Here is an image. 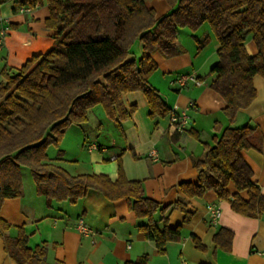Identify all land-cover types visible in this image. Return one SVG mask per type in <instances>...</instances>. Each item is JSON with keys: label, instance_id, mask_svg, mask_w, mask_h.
Wrapping results in <instances>:
<instances>
[{"label": "trees", "instance_id": "16d2710c", "mask_svg": "<svg viewBox=\"0 0 264 264\" xmlns=\"http://www.w3.org/2000/svg\"><path fill=\"white\" fill-rule=\"evenodd\" d=\"M167 1L171 10L160 17L144 0L14 1L30 8L46 4L45 25L56 33L46 52L32 56L19 68L0 66V207L4 200L22 194L21 170L27 167L37 193L47 202L75 203L91 189L111 201L125 199L135 216L146 220L138 227L159 254L166 252L167 242L181 238L180 226L167 225L164 213L169 206L144 196L142 181L127 178L120 161L112 181L105 174L72 175L47 156V147L57 145L68 126L85 123L88 111L97 104L120 127L137 108L135 103L123 102L128 92H142L149 118L169 116L170 108L149 81L157 68L151 54L168 58L183 52L177 36L182 26L196 29L207 22L218 42L209 87L223 99L222 112L228 122L233 123L237 111L253 102V78H264V0ZM249 36L254 53L245 46ZM209 39L208 34L196 38L198 49ZM135 42L141 47L139 59L131 55ZM259 139L257 127L226 126L212 145L203 142L202 157L193 159L197 182L179 183L181 192L191 198L213 190L240 215H264V194L251 179L252 172L240 153L259 149ZM230 182L235 187L233 194L226 189ZM242 191L246 198L240 195ZM187 205L186 200L177 199L172 207L183 211L188 220ZM157 211L162 214V227L153 216ZM10 226L0 216L5 252L19 264H47L45 244L28 247L23 228L18 227L11 237L7 234ZM232 238V230L221 226L213 242L229 251ZM192 240L197 249L205 250L198 237L193 235ZM123 264H149V255L143 253Z\"/></svg>", "mask_w": 264, "mask_h": 264}, {"label": "crops", "instance_id": "0c3cea01", "mask_svg": "<svg viewBox=\"0 0 264 264\" xmlns=\"http://www.w3.org/2000/svg\"><path fill=\"white\" fill-rule=\"evenodd\" d=\"M14 1L6 0L0 5V16L10 27L0 48V66L13 69L19 68L32 56L46 52L52 46L53 35L56 33L45 25L48 16L46 4L26 11L25 7L15 5ZM194 37L199 38L197 35ZM213 40L211 36L210 41ZM178 43L180 44L179 38ZM180 46L183 52L168 58L158 52L151 54L157 68L150 75L149 81L159 90L170 110L186 109L189 119L185 131H175L169 124V116L149 118L148 104L142 92H128L123 95V102L125 105L135 103L137 108L129 118L120 123V127L109 118L106 119V115L100 109H95V106L88 111L87 121L78 126L83 128L92 114L95 120L92 127L97 131L96 136H101L104 131V138L96 141L79 137L76 152L69 150L68 145L64 144L56 155L47 152V156L50 162L72 175L105 174L112 181L117 178L120 161L127 178L142 181L144 196L159 201L161 206H169L164 213L167 225L180 226L181 238L167 242L166 252L159 254L154 242L145 238L138 227L146 220L138 219L125 199L111 201L91 189L75 203L65 200L47 202L45 196L37 193L31 174L25 181L23 172L22 194L4 200L0 207V216L11 225L7 231L9 236H15L18 227H22L28 237V247L33 249L44 243L47 264H123L143 253L149 255V264H264V215H240L231 209L228 200L219 199L213 190L189 198L178 186L181 182H197L193 159L202 157L203 142L212 145L228 125L247 124L258 129L259 149L250 148L240 153L252 172L251 179L260 186L261 193L264 194V78L254 76L255 99L247 108L237 111L233 123H229L222 112L223 99L208 86L213 75L208 85L203 86L201 76L195 68L197 55L194 57L187 48L181 44ZM217 46L216 40L213 49L211 47L214 53ZM250 47H246L248 52L254 53L255 47L252 44ZM131 55L136 59L140 58L139 42L132 46ZM213 60L216 61L217 58L213 56ZM181 69L189 70L185 73L198 77L201 85H194L191 81L183 86L171 83L180 75L177 71ZM167 79L171 88L163 87ZM144 113L146 118L142 115ZM109 122L113 123L116 130H120L122 140L114 128H107ZM67 140L71 138L68 137ZM90 143L104 146L105 150L90 149ZM150 151L155 154H150ZM112 155L116 158L111 159ZM226 189L230 194L235 192L231 182ZM240 195L247 197L244 191ZM177 199L188 202V220H185L183 211L172 207ZM209 204L220 208V216L215 222L207 209ZM79 216L96 231L94 236L78 233L75 220ZM153 216L157 226L162 227L161 212L157 211ZM221 226L233 232L229 251L216 247L213 242V235ZM193 235L199 238L205 250L195 247ZM0 264H19L5 252L1 236Z\"/></svg>", "mask_w": 264, "mask_h": 264}, {"label": "rangeland", "instance_id": "374dc122", "mask_svg": "<svg viewBox=\"0 0 264 264\" xmlns=\"http://www.w3.org/2000/svg\"><path fill=\"white\" fill-rule=\"evenodd\" d=\"M144 2L148 7H152L155 10V13L158 17L167 14L171 10V5L169 4V2L167 0H144ZM209 27H210L209 24L207 22H204L196 29H192L189 26H182L178 30V38H179L180 44L184 48H187L191 52V54H193L194 57L197 55L196 59L194 58L196 60V67L195 68H196V72L201 76L200 78L203 81V86L208 85V82L211 79V74L209 73V69L216 62L213 60V56H215L217 58L216 52L214 53V51H212L214 41H216V40H215L214 35L211 33ZM207 34L210 35V39H209L208 43L205 44L202 48L198 49V42L196 40L197 37H194V35H197L200 39H202ZM211 36H212V39H214L213 42L210 41ZM251 44H252V47L254 48L255 47L254 43L251 40V36H249L247 38V40L245 41V46L247 48H249ZM211 47H212V49H211ZM199 52H201V53H199ZM211 56H212V58H211ZM187 71H189V70H187ZM187 71H186V69H184V70L181 69L177 72H178V74L182 75V74H186L185 72H187ZM159 79H161V76ZM165 82H166V85L163 83V87L164 88H166V87L171 88V85L169 84L168 79ZM95 106H96L95 109H100L101 113L105 114V112H104V110L100 104H97ZM140 113H142V112H140ZM145 113H146V110H145ZM145 113L142 115H144V117L146 118ZM105 117H107V116H105ZM108 118L109 117H107L106 119H108ZM97 120L100 121V119H97ZM111 121H113V120H111ZM94 123H95V120L91 114L88 123L84 124L83 128L79 127L78 125L68 126V128L65 130V133H67L65 139L63 140V137L65 135V133H64L63 137L61 138V140L58 142L57 145L51 144L47 147V150H48L47 152L49 154L56 155L58 153V149L64 144L68 145L69 150L72 149L73 152H76L75 149L76 150L78 149L77 148V146H78L77 140L79 137L82 138L83 136L87 140L95 139L96 141H100L101 138H104L106 133L103 131L101 133V136L97 137L96 136L97 131H96L95 127H92ZM113 123H115V122L113 121ZM113 123L109 122V126L107 127V128H109V130L114 128ZM104 124H105V122H104ZM107 128H106V130H107ZM113 130L115 131V133L117 132V135L122 140L123 135L120 132V130L119 129L116 130L115 128ZM68 137H70L71 140H67ZM69 150H68V152H69ZM22 169H23L22 172L24 173V176H25L24 180L26 181L27 180L26 177L27 176L29 177L31 173H30L29 168H27V167H23Z\"/></svg>", "mask_w": 264, "mask_h": 264}, {"label": "built area", "instance_id": "2783aa9c", "mask_svg": "<svg viewBox=\"0 0 264 264\" xmlns=\"http://www.w3.org/2000/svg\"><path fill=\"white\" fill-rule=\"evenodd\" d=\"M30 7H25L24 10L30 11ZM9 24L7 21L0 16V48L3 44V41L8 33L9 30ZM189 81H191L194 85H201V80L194 76L193 74H182L177 76L175 80H172L171 83L176 82L178 85L183 86L187 84ZM190 104H193L192 102ZM188 119L189 116L186 112V109L183 110H170L169 113V124L173 127V129L177 132H183L185 131L187 125H188ZM90 149H101L105 150L104 146H98L96 143H90L89 145ZM150 154H155L153 151H150ZM111 159H115L116 156L112 155L110 157ZM207 209L210 213V217L212 221H216L220 216V208L216 205L209 204L207 205ZM75 228L83 236L92 237L95 235L96 231L90 227L85 219L82 216H79L75 220Z\"/></svg>", "mask_w": 264, "mask_h": 264}]
</instances>
